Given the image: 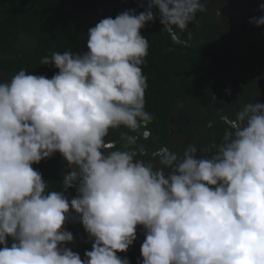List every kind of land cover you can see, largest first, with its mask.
Returning a JSON list of instances; mask_svg holds the SVG:
<instances>
[{
    "label": "clouds",
    "instance_id": "9594fccd",
    "mask_svg": "<svg viewBox=\"0 0 264 264\" xmlns=\"http://www.w3.org/2000/svg\"><path fill=\"white\" fill-rule=\"evenodd\" d=\"M143 5L90 28L87 51L44 57L41 65L58 69L51 78L21 69L0 82V264H130L118 253L138 226L142 264H264V104L245 105L210 158L189 143L182 156L165 148L160 168L136 159L132 146L153 119L141 29L159 15L170 39L185 43L174 29L186 34L206 10L202 0ZM250 23L264 26V16ZM121 127L143 129L121 133L124 149L109 151L106 137ZM56 153L69 171L60 190H49L33 165ZM74 186L70 199L64 193ZM70 220L92 241L84 259L66 246Z\"/></svg>",
    "mask_w": 264,
    "mask_h": 264
},
{
    "label": "trees",
    "instance_id": "16d2710c",
    "mask_svg": "<svg viewBox=\"0 0 264 264\" xmlns=\"http://www.w3.org/2000/svg\"><path fill=\"white\" fill-rule=\"evenodd\" d=\"M100 4L101 0H0V82H7V77H13L21 69L51 78L58 69L54 65H41L44 57L51 58L54 52L87 51V13L98 14ZM143 4L142 0H129L125 6L139 14ZM253 8L249 3L250 11L242 16L244 31L240 38L234 34L228 16L222 17L228 32L223 38L217 32L218 25L210 22L203 12L196 14L186 34L174 29L185 43H174L156 19L141 29V35L149 41L142 65L148 85L145 110L153 119L144 127L149 138L143 140L137 136L136 145L132 146L138 152L136 159L160 168V156L156 152L166 148L182 156L189 143L197 145L198 155L202 157L210 158L216 153L212 145L219 146L225 131L231 130L226 121L235 123L236 114L257 98L256 83L264 78V30L252 41L256 34L250 23ZM152 11L159 14L158 9ZM116 16L114 12L110 17ZM104 18L107 17L102 15ZM237 42L245 45L240 54L236 48L241 43ZM227 88L232 95L224 98L223 91ZM179 116L183 119H177ZM142 129L110 130L106 142L114 148L109 151L124 149L126 142L121 139V133L135 136ZM33 167L49 183V190H60L62 174L69 171L59 153ZM74 193L77 194L76 189H71L67 196ZM68 226L69 222L64 226L66 230ZM144 239V229L138 226L137 239L126 253L118 255L128 258L130 264H142L140 249ZM91 245L88 239L80 249V256L85 258Z\"/></svg>",
    "mask_w": 264,
    "mask_h": 264
},
{
    "label": "rangeland",
    "instance_id": "374dc122",
    "mask_svg": "<svg viewBox=\"0 0 264 264\" xmlns=\"http://www.w3.org/2000/svg\"><path fill=\"white\" fill-rule=\"evenodd\" d=\"M222 3H221V2ZM204 0L203 3L206 4V10L203 12V14L207 17V19L210 22H213L216 25H218L217 27V32L220 36H222L223 38H226L228 36V32L227 30L224 29L223 25V21H222V17L223 16H228L231 24H232V28H233V32L236 35V37L240 38L243 35V20H242V16L245 13H248L249 10V3L253 4L254 8L252 9V15L253 18H258L260 16H264V12L260 11L259 6L261 4H264V0H248V2H237V1H230V0ZM102 2V0H101ZM126 4H122L120 3L119 0H105L104 2V6H103V16L104 17H110L114 12L117 13V15L125 12V11H129L131 10L130 8H128ZM87 17L89 20V26L87 27V35H88V30L90 28H92L96 23H97V19H98V14H95L93 12H88L87 13ZM251 28L253 29V31L256 32V34H254L255 36H252L253 33L250 34V36H252V41H256L257 38L260 36V34L264 30V26H260L257 27L255 24H251ZM184 31V30H182ZM235 42V41H234ZM237 43H241V45H239L236 48V52L237 54L242 53L245 50V45L242 44L244 42H237ZM12 77H7V80L10 81ZM1 79L4 80L3 77H1ZM226 96V95H225ZM227 97V96H226ZM230 97V96H229ZM227 97V98H229ZM260 93L258 94L257 98L253 100L252 103H261L260 102ZM177 119L182 120V117H178ZM174 122L176 120H173ZM108 143V142H106ZM76 196V195H75ZM73 196H69V198H74ZM75 221L70 220L69 223L70 224V231L73 232V236L75 237L77 233L74 234V229L71 230L72 226L75 227V224H73ZM80 223V222H78ZM81 229V228H80ZM86 232V231H85ZM84 240V238H83ZM82 241H74V243L71 244H67L66 246L71 248L74 252H77L80 255V249L82 246Z\"/></svg>",
    "mask_w": 264,
    "mask_h": 264
},
{
    "label": "flooded vegetation",
    "instance_id": "af4514ba",
    "mask_svg": "<svg viewBox=\"0 0 264 264\" xmlns=\"http://www.w3.org/2000/svg\"><path fill=\"white\" fill-rule=\"evenodd\" d=\"M229 43H231V41L229 42ZM233 43H234V41H233ZM231 95H232V91H231ZM227 98V97H226ZM74 189H76V188H74ZM72 196L74 195H77L76 193H74V194H71ZM70 224L71 223H69V226H68V229H67V231H69V232H71L72 234H73V232L72 231H70ZM73 224H75V227H73L72 226V228H71V230L72 229H74V234L75 233H77L78 232V234H76V236L74 237V241H82L83 240V238H84V240H83V243H82V245L89 239V236H88V234L85 232V230H84V228H83V226H82V224L81 223H78V221H75ZM81 228V229H80ZM82 231V232H81ZM82 247V246H81ZM80 252V251H79ZM81 258L82 259H84L82 256H81Z\"/></svg>",
    "mask_w": 264,
    "mask_h": 264
},
{
    "label": "water",
    "instance_id": "95a60500",
    "mask_svg": "<svg viewBox=\"0 0 264 264\" xmlns=\"http://www.w3.org/2000/svg\"><path fill=\"white\" fill-rule=\"evenodd\" d=\"M104 2L105 0H102L101 4H100V9H99V12H98V19H97V22L99 23L101 20H102V12H103V6H104ZM256 86L259 90V93H260V102L262 104H264V78L263 79H259L256 83ZM75 186L71 189H74ZM71 189H68L64 194L67 196V194L70 192Z\"/></svg>",
    "mask_w": 264,
    "mask_h": 264
},
{
    "label": "built area",
    "instance_id": "2783aa9c",
    "mask_svg": "<svg viewBox=\"0 0 264 264\" xmlns=\"http://www.w3.org/2000/svg\"><path fill=\"white\" fill-rule=\"evenodd\" d=\"M126 1H127V0H121L122 3H126ZM143 2H144V4H145V8L148 9V5H149L150 0H143ZM154 17H156V19L160 21V16H159V15H156V16H154ZM162 25H163V24H162ZM163 27H164V25H163ZM168 33L170 34V36H171V38H172L173 40H176L177 37H176V35L174 34L173 31H172V32H168ZM228 124H229L230 126H232V125L234 124V122H228ZM148 135H149V133H148L147 131H143L141 137H142L143 139H146V138L148 137ZM136 138H137V137H136ZM163 150H164V149H162V150L156 152L155 155H159V156H160V154H161V152H162Z\"/></svg>",
    "mask_w": 264,
    "mask_h": 264
}]
</instances>
